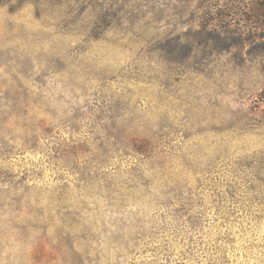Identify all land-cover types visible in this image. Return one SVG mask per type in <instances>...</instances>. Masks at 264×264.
I'll return each mask as SVG.
<instances>
[{"label":"rangeland","instance_id":"obj_1","mask_svg":"<svg viewBox=\"0 0 264 264\" xmlns=\"http://www.w3.org/2000/svg\"><path fill=\"white\" fill-rule=\"evenodd\" d=\"M0 264H264V0H0Z\"/></svg>","mask_w":264,"mask_h":264}]
</instances>
